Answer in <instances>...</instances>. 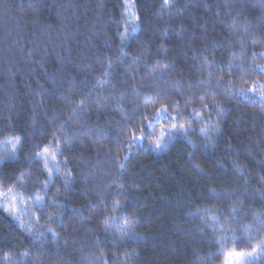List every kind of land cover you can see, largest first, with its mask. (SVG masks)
<instances>
[{
	"label": "trees",
	"instance_id": "16d2710c",
	"mask_svg": "<svg viewBox=\"0 0 264 264\" xmlns=\"http://www.w3.org/2000/svg\"><path fill=\"white\" fill-rule=\"evenodd\" d=\"M134 2L137 31L124 0H0V264H223L264 236V107L236 95L264 82V0Z\"/></svg>",
	"mask_w": 264,
	"mask_h": 264
},
{
	"label": "snow or ice",
	"instance_id": "6c2138e0",
	"mask_svg": "<svg viewBox=\"0 0 264 264\" xmlns=\"http://www.w3.org/2000/svg\"><path fill=\"white\" fill-rule=\"evenodd\" d=\"M164 7L168 8L171 7V4L169 3V0H164ZM135 8V2L134 0H124V10L125 12L128 14V16L130 17V21L129 23L132 24V29L135 30L136 27L138 26L137 22L139 21L140 17L137 15L136 11L134 10ZM125 28V34L121 36V40L123 41L124 39L127 38V31H128V24L124 25ZM242 43V47H243V41ZM205 61L207 62V57H205ZM165 68H167V66H165ZM256 69H259L261 73H264V65H256L252 71L255 72ZM240 71L243 73L245 72V69L243 67L240 68ZM209 75L211 76V73H209ZM223 79V77H221V80ZM246 85V88H239L236 89V95L241 96L247 100L250 101H255V99H258L261 106L264 107V82H259V81H253L251 83H249L244 76H241L240 78ZM228 86L231 88H235V83L233 81H229L228 82ZM198 99L200 100L202 106L204 108H207L208 105L206 103H204V97L200 96L198 97ZM81 104L84 103L83 100L80 101ZM213 103H216L215 101H213ZM217 110L222 112L223 108L219 105L216 104ZM147 111V110H146ZM155 111L159 114V115H165L168 114L169 116L171 115L170 113V109H169V105L168 104H161V106L159 108H156ZM193 113L195 115V117L197 119L203 120V115L204 113L202 111L197 112L195 109H193ZM182 112L177 109V116H181ZM173 119H176V117H173ZM148 126L151 127L152 126V122L149 121L148 122ZM172 128H177L179 127V129L181 131H187V128L185 127L184 124H173L171 125ZM139 130L140 131V135L137 136L136 135V131ZM201 131L205 133L206 137L210 135V131L208 128H201ZM212 132H218L219 128L218 126H214L211 129ZM164 133H161V138H163ZM147 138V134L144 131V127L143 125H138L136 130H132V135L130 137V141L133 140H145ZM160 139L156 140V147L159 148L161 147V143H160ZM21 144V140L19 137L14 138L12 140V147L13 149H15L18 145ZM131 146V144H129V147ZM49 149L47 147H45L43 149L42 152L37 153V156L41 157L44 161L45 164L47 165V161L49 159ZM52 160L55 161V156L52 155ZM121 167H123V165H121ZM237 168L243 172L244 171V166L240 165L239 163H237ZM49 173H51V169H48ZM264 179V178H262ZM211 192L215 193L216 189H210ZM254 192L259 193L260 196L264 197V188L262 189H254ZM6 195L3 192H0V196H4ZM13 201L16 199L15 196H13L11 198ZM37 199H40L39 197ZM120 203V201H115L114 205H118ZM242 203V202H239ZM238 206H233L231 208V211L234 213L237 211ZM206 213H208V215L211 216V219L213 221H217L218 222V217L211 213L210 210L205 209L204 210ZM253 215L256 218L259 227H264V210H261L260 212H256L255 210H253ZM37 220H39V217H37ZM104 225H105V231L108 230V225H109V219H105L103 221ZM134 225L135 222L134 221H130L129 219H125L124 220V230H122L120 232V236L119 239L123 240L127 237H130L134 231ZM221 228L224 227V225H219ZM21 227H30V225H25L23 222H21ZM49 229H46V231ZM51 231L55 232L54 229H50ZM245 231L246 233H248L246 235V239L248 241V246L252 249L251 251H240L237 248H233L231 251H226L223 253V255L225 256V259L223 261V264H250V261H256V260H260L262 257H264V236H253L251 234L252 232V228L251 226H245ZM237 242L239 241V238H234ZM253 240H257L256 243H253ZM101 255H103V250L101 249ZM8 254H5L4 256V261L5 264L8 260Z\"/></svg>",
	"mask_w": 264,
	"mask_h": 264
},
{
	"label": "rangeland",
	"instance_id": "374dc122",
	"mask_svg": "<svg viewBox=\"0 0 264 264\" xmlns=\"http://www.w3.org/2000/svg\"><path fill=\"white\" fill-rule=\"evenodd\" d=\"M134 10H135V8H134ZM127 17H128V23H129V21H130V17L128 16V14H127ZM129 25H131V27H132V24L131 23H129ZM138 30V26L136 27V29L134 30V31H137ZM259 260H256V261H250V264H255V263H257Z\"/></svg>",
	"mask_w": 264,
	"mask_h": 264
}]
</instances>
